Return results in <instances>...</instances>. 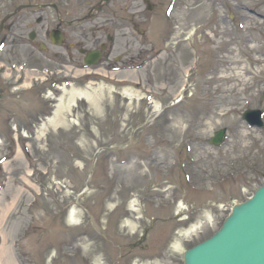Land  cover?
Instances as JSON below:
<instances>
[{
  "label": "rangeland",
  "instance_id": "rangeland-1",
  "mask_svg": "<svg viewBox=\"0 0 264 264\" xmlns=\"http://www.w3.org/2000/svg\"><path fill=\"white\" fill-rule=\"evenodd\" d=\"M24 1L0 0V20L10 6ZM137 1L141 11L126 17L135 18L145 36L136 30L135 39L125 35L123 42L132 43L125 48L124 64L140 67L108 78L93 74V89H86L87 72L79 71L77 90L93 93L96 105L79 101L44 139L36 133L22 136L35 128L36 115L27 114L44 109L42 89H0V159H8L0 164V221L9 245H17L16 257L13 251L1 252L6 264H183V253L174 249L179 232L211 216V224L181 240L182 248L190 249L217 232L231 209L264 185V129L250 128L242 119L245 111L264 112V74L253 81L252 74L237 70L251 79L252 89L225 79L207 81L222 77L208 70L218 67L219 43L213 36L223 20L233 30L230 49L242 52L240 67L258 72L264 67L256 62L264 59V51L252 55L243 43L247 38L250 46H264V0H177L172 18L164 17L169 0H150L151 13ZM254 1L259 5L243 6ZM246 25L256 29L246 32ZM162 34L166 41L158 44ZM159 49L164 52L150 62ZM143 57L147 62H140ZM102 81L115 89H99ZM127 87L142 92V101L126 99ZM14 111L20 123L3 124L6 117L18 119ZM209 123L213 126L206 130ZM222 129L225 144L211 146L209 140ZM133 199L140 210L135 214L129 209ZM180 201L188 210L177 215ZM128 221L133 227H126Z\"/></svg>",
  "mask_w": 264,
  "mask_h": 264
},
{
  "label": "flooded vegetation",
  "instance_id": "flooded-vegetation-1",
  "mask_svg": "<svg viewBox=\"0 0 264 264\" xmlns=\"http://www.w3.org/2000/svg\"><path fill=\"white\" fill-rule=\"evenodd\" d=\"M136 3L137 0L131 4L127 0H55L41 7H12V24L0 33V42L6 45L0 52V89H19L24 80L36 74L48 75L44 89H50L52 83L61 85L64 79L71 81L77 77L79 61L83 62L88 52L100 56L93 69L117 73L121 48H125V25L138 27L135 18L126 17V13L138 12ZM144 4L148 6L147 0ZM5 76L9 81L4 83Z\"/></svg>",
  "mask_w": 264,
  "mask_h": 264
},
{
  "label": "bare ground",
  "instance_id": "bare-ground-1",
  "mask_svg": "<svg viewBox=\"0 0 264 264\" xmlns=\"http://www.w3.org/2000/svg\"><path fill=\"white\" fill-rule=\"evenodd\" d=\"M254 5H259V3H257L256 1H254V3H243L244 7H248V6H252L254 7ZM202 6L200 5V8L198 9L199 13L201 14L202 12ZM201 19L203 18V16L200 17ZM222 26H220V31L213 36V41L219 43L218 47H216L217 50V61H218V67L216 69H214V71H212L210 74L213 75L215 74L217 71L219 73L220 76H222L221 78H210L209 80H207L208 82H217L220 79H225L231 82H235L239 85L244 86L245 89H252L253 87H255L254 84L251 83V79L250 80H245L244 77L241 75V73H237V70H243L245 73L247 74H252L253 75V81L259 76L264 74V67L258 72L256 70H252L251 68L246 67L245 65H243L242 67H240V65H242L241 60L239 59L242 56V52L238 51V53L235 52L234 49H230L231 46H234L233 41L232 40H227V38L232 37L233 35V30H228L227 29V24L225 22V20L222 21ZM264 25V24H263ZM244 29H246L245 31H250L251 29H256L253 28L249 25H246L244 27ZM218 31V30H217ZM217 39V40H216ZM244 38L241 37V39H238L237 42H241L243 41ZM244 44H246L248 46V51L250 54L252 55H260L263 51H264V46H250V42L248 41V39L246 38L243 41ZM253 44V42L251 43ZM244 52L247 53V50H243ZM256 62L257 63H262L264 64V59L260 60L258 58H256ZM220 63H223L222 65H219ZM226 63V64H225ZM238 86L232 87V91H234V89H237ZM86 89H93L92 85L89 84ZM99 89H105V87L103 85H101L99 87ZM108 89H113V88H108ZM185 90V89H184ZM89 90H77L75 88L73 89H63V95L60 97V99L58 100V104L55 106L54 108V113L53 116L51 118H49L47 121H45V123L40 127V129L38 130V135H37V139H44L47 135V132L50 129L53 130H57L60 125L64 122V118H65V111L68 112V114L71 113V111L77 107L78 102L80 100H85L88 104L90 105H96V98L94 96L93 93L88 92ZM122 95L126 98H128L130 101H134V100H141L142 99V93L137 91V90H132L129 88H126L123 92ZM183 95V94H182ZM68 97V100L66 101V98ZM155 113L159 114L160 113V105H158L157 102H155ZM233 112V110L227 111V112H223L221 117L222 118H226L228 117L231 113ZM213 125L211 123L207 124L205 126V129L207 130L208 127H212ZM178 131H176L175 133L177 134ZM134 167L136 169H138L140 166L139 164H135ZM114 173H116V171L114 170ZM140 177L145 178V174H138ZM137 176V173H136ZM138 200L137 199H133V202L130 203V211L135 214V212H139V203L137 205ZM179 213L182 211L186 210V205L183 202H180L179 206L177 207ZM76 216V213L74 211V209L70 212L69 218H71L72 220L74 219V217ZM205 221H199L196 224H193L190 228L179 232V238L178 241H176L175 245H174V249L177 251H183L182 245H181V240L183 238L186 237H190L195 235L197 232H199L202 228H204L205 224H211L212 219L211 216L209 214H206V216L204 217ZM128 225H126V227H133V223L131 222H127ZM1 228V226H0ZM0 257L3 258V256L0 254ZM0 263L2 264V261L0 259Z\"/></svg>",
  "mask_w": 264,
  "mask_h": 264
},
{
  "label": "water",
  "instance_id": "water-1",
  "mask_svg": "<svg viewBox=\"0 0 264 264\" xmlns=\"http://www.w3.org/2000/svg\"><path fill=\"white\" fill-rule=\"evenodd\" d=\"M257 114V118L252 116ZM261 126L259 113L245 117ZM224 132L215 135L212 143L221 144ZM185 264H264V187L255 197L235 207L223 228L212 239L189 250Z\"/></svg>",
  "mask_w": 264,
  "mask_h": 264
}]
</instances>
